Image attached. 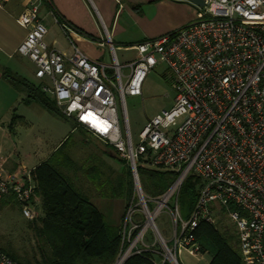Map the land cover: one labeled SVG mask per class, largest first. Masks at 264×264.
Segmentation results:
<instances>
[{"label": "built area", "instance_id": "2783aa9c", "mask_svg": "<svg viewBox=\"0 0 264 264\" xmlns=\"http://www.w3.org/2000/svg\"><path fill=\"white\" fill-rule=\"evenodd\" d=\"M46 1L29 0L17 18L27 31L18 53L34 63L41 90L62 114L113 146L134 175L138 199L128 206L122 230L129 245L115 264L139 253V242L150 235L166 247V253L151 250L163 259L155 264H180L183 251L203 254L197 229L224 216L236 226L243 264H264V0H204L187 25L130 46L137 56L126 62L109 34L102 44H109L112 61L90 58L74 41L77 30L59 18L73 51L52 47L42 15ZM160 63L171 75L175 104L135 143L127 97L143 94L147 75ZM140 167L172 171L176 178L163 194L149 197ZM34 171L0 166V199L14 196L28 219L39 215ZM191 174L199 178L198 199L185 218L179 197ZM163 211L174 224L171 247L156 222ZM0 264L22 263L0 249Z\"/></svg>", "mask_w": 264, "mask_h": 264}, {"label": "trees", "instance_id": "16d2710c", "mask_svg": "<svg viewBox=\"0 0 264 264\" xmlns=\"http://www.w3.org/2000/svg\"><path fill=\"white\" fill-rule=\"evenodd\" d=\"M4 75L14 87L26 93L27 103L37 101L49 112L64 116L56 101L50 100L51 97L46 95L39 85L14 74L11 70L6 71ZM75 125L82 132L91 133L85 126L77 123ZM71 139V135H68L50 158L34 171L38 184L39 215L32 220L41 218L43 226L37 227V232L50 249L43 264H115L122 249V223L113 224L108 220L106 213L77 186L72 172L82 170L94 186L102 191L104 197L111 196L112 193L115 197H126L127 209L135 195L130 162L106 143V147L112 150V153L109 151L110 157L124 166L115 181H111L105 175V163L79 165L74 160L69 153ZM139 172L142 186V175H145L149 183L146 187L156 196L163 194L176 178L172 171L140 167ZM198 184L199 178L191 174L181 189L179 201L181 209L186 205V218L190 216L197 202ZM1 199H14L19 205L14 196ZM197 237L203 252L212 256L209 264H243L235 236L228 230L223 233L215 225L202 223L197 229ZM0 249L19 263L29 264L22 261L12 250L3 247ZM148 255L150 257L135 255L127 264H155V261L162 258L151 252H148ZM164 264L172 263L165 261Z\"/></svg>", "mask_w": 264, "mask_h": 264}, {"label": "rangeland", "instance_id": "374dc122", "mask_svg": "<svg viewBox=\"0 0 264 264\" xmlns=\"http://www.w3.org/2000/svg\"><path fill=\"white\" fill-rule=\"evenodd\" d=\"M192 7L195 10L197 9L194 4H192ZM191 9V7L179 5L176 15L172 19L183 20L191 14ZM118 55L120 60H122L121 51L118 52ZM25 72L30 76L29 79L33 83L40 84V81L35 76V66L32 62L27 63ZM175 97L176 91L171 83V75L166 65L160 63L147 75L143 85V94L127 97L128 119L135 143H139L140 133L154 117L164 110H170L174 106ZM17 112L19 115H26L28 122V124L20 123L17 126L16 141L22 152L32 155L34 161L29 163L31 164L30 166L34 164L33 162H38L43 156H47L52 150L57 148L66 136L71 135L69 153L79 165L105 163L106 166L103 169L106 177H109L111 181H115L118 173L123 169L124 166L120 162L110 157L109 151L112 153V150L106 147L105 142L94 134H87L76 128L75 122L71 118L55 115L43 108L37 101L30 106L22 104ZM120 156L125 158L121 154ZM72 176H74L77 186L83 189L88 197L106 213L111 223H122L123 230V220L127 211L126 197H115L113 193L111 196L104 197L102 191L94 186L82 170L72 172ZM142 177L145 193L149 197H156L146 187V185H149L146 176L142 175ZM134 199H138L136 193L132 200ZM185 206L183 205L181 211L186 218L187 211L184 209ZM156 222L162 235L167 239L168 246L171 247L170 240L174 236V224L170 216L163 211L157 217ZM42 226L41 218L37 220L26 218L21 211L20 205L14 199L6 201L0 199V247L17 253L25 263L43 264L45 257L50 253L48 244L42 240L39 232H37V227ZM215 226L223 233L227 230L232 233L238 245L237 229L229 217L224 216ZM125 245L126 247H124ZM128 245L127 242L123 243L122 238V249L127 248ZM237 247L239 248V245ZM139 248L141 251L137 253L135 250L131 257L135 255L150 257L148 252H151L152 249L166 253V247L157 235H150L146 239L145 244L139 242ZM130 258L124 264H127ZM178 258L180 264H209L212 256L208 252L192 255L183 251ZM170 262L174 264L173 261Z\"/></svg>", "mask_w": 264, "mask_h": 264}, {"label": "crops", "instance_id": "0c3cea01", "mask_svg": "<svg viewBox=\"0 0 264 264\" xmlns=\"http://www.w3.org/2000/svg\"><path fill=\"white\" fill-rule=\"evenodd\" d=\"M28 1L0 0V166L8 171L23 167L36 169L67 137L32 166L29 164L34 161L32 155L22 152L16 141L17 126L28 124L26 115H19L17 111L22 104L30 106L36 101L27 103L26 93L14 87L4 74L11 70L32 82L25 72L27 63L32 61L17 51L27 35L17 18ZM179 5L191 7L192 12L181 21L173 20ZM196 11L186 0H49L42 8V15L49 27L47 40L52 47L67 53L73 51L70 39L56 21L59 18L77 30L74 41L90 58L112 61L109 44H102L109 34L117 54L122 52L121 61L126 62L137 56V51L130 46L182 28L195 18Z\"/></svg>", "mask_w": 264, "mask_h": 264}, {"label": "water", "instance_id": "95a60500", "mask_svg": "<svg viewBox=\"0 0 264 264\" xmlns=\"http://www.w3.org/2000/svg\"><path fill=\"white\" fill-rule=\"evenodd\" d=\"M196 6L203 7L205 5L204 0H186Z\"/></svg>", "mask_w": 264, "mask_h": 264}]
</instances>
